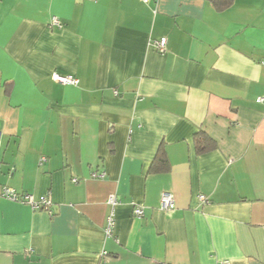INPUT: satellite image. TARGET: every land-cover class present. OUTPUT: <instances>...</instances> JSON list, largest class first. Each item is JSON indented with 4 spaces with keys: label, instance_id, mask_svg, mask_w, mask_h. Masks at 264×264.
Wrapping results in <instances>:
<instances>
[{
    "label": "crops",
    "instance_id": "0c3cea01",
    "mask_svg": "<svg viewBox=\"0 0 264 264\" xmlns=\"http://www.w3.org/2000/svg\"><path fill=\"white\" fill-rule=\"evenodd\" d=\"M263 59L264 0H0V191L52 202L0 197V264H264Z\"/></svg>",
    "mask_w": 264,
    "mask_h": 264
},
{
    "label": "built area",
    "instance_id": "2783aa9c",
    "mask_svg": "<svg viewBox=\"0 0 264 264\" xmlns=\"http://www.w3.org/2000/svg\"><path fill=\"white\" fill-rule=\"evenodd\" d=\"M143 3H147L150 0H139ZM55 24H58V21L54 19L53 21ZM166 45V39L161 38L159 41H156L154 43V47L158 52H164ZM261 66L264 68V59L261 61ZM51 79L53 82L60 84V85H76L77 79L70 75H61L58 73H52ZM116 93V92H114ZM263 98H258V101L261 102ZM0 197L12 202H18L23 203L31 207L32 209H42L51 214L50 207L52 205V202L48 196H41L38 199H34L33 196L29 194H18L14 189L10 187H3L0 191ZM198 199L206 203L207 199L204 195H199ZM107 203L111 207V213L106 219V227H105V234L106 236H111L112 230L114 227V218H113V209L118 204V200L116 196L110 195L108 197ZM159 208L161 211H164L166 213H170L175 209V201L173 196L170 193H162L160 197L159 202ZM133 215L135 217H142L143 216V209L141 206H135L133 209ZM219 264H230L229 261L224 260L220 262Z\"/></svg>",
    "mask_w": 264,
    "mask_h": 264
},
{
    "label": "trees",
    "instance_id": "16d2710c",
    "mask_svg": "<svg viewBox=\"0 0 264 264\" xmlns=\"http://www.w3.org/2000/svg\"><path fill=\"white\" fill-rule=\"evenodd\" d=\"M213 4L217 11H223L232 5L233 0H208ZM195 151L198 154L213 150L216 146L215 142L206 136L203 132H199L194 138ZM168 162L162 147L159 148L157 155L151 165L152 173H166L168 171Z\"/></svg>",
    "mask_w": 264,
    "mask_h": 264
}]
</instances>
